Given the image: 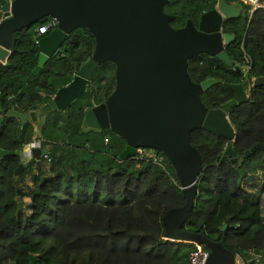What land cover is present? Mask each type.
Segmentation results:
<instances>
[{
	"label": "trees",
	"instance_id": "obj_1",
	"mask_svg": "<svg viewBox=\"0 0 264 264\" xmlns=\"http://www.w3.org/2000/svg\"><path fill=\"white\" fill-rule=\"evenodd\" d=\"M219 1L169 0L165 12L175 17L171 23L175 29L184 28L188 21L198 27L201 16ZM225 1L244 10L243 16L223 25L225 34L235 36L227 48L233 67L201 54L189 60L188 73L196 84L219 81L201 96L209 110L232 101L235 93L230 85L245 81L250 82L248 100L229 114L234 142L204 130L191 135V144L202 156L203 173L184 229L221 243L242 264H264L263 191L243 188L264 167V151L240 161L246 151L264 145V83L252 87L255 79L264 80V9L252 12L241 0ZM50 20L18 32L9 65L0 64L4 111L40 110L92 59L96 40L88 30L77 29L34 77L40 53L36 30ZM115 74L113 63L98 65L86 91L66 111H51L38 124L23 125L4 116L0 148L13 154L0 160V264L187 263L196 246L164 238V215L185 205L169 160L165 157L163 167L147 160H122L126 142L121 137L109 129L85 127L86 112L113 93ZM39 139L47 158L40 167L35 159L24 164V148ZM229 145L237 157L224 155ZM22 164L25 171L16 176ZM252 253L262 256L260 263L252 260Z\"/></svg>",
	"mask_w": 264,
	"mask_h": 264
},
{
	"label": "water",
	"instance_id": "obj_2",
	"mask_svg": "<svg viewBox=\"0 0 264 264\" xmlns=\"http://www.w3.org/2000/svg\"><path fill=\"white\" fill-rule=\"evenodd\" d=\"M169 0H0L1 12L9 17L0 21V64L8 66L16 51V34L32 28L46 18L55 19L58 28L39 40V60L33 71L37 77L49 60L57 56L77 29H85L96 40L92 59L81 67L68 86L40 110L32 113L4 111L0 98V131L4 116L25 124H38L51 111H66L83 94L98 65L111 62L116 66V86L102 104L89 109L85 127L109 129L126 142L122 160L133 159L138 149L155 150L171 163L182 189L185 205L169 210L163 217L164 238L203 246L209 250L207 264H237V257L221 243L201 233L184 229L197 199V185L203 173L201 153L191 144V135L199 130L235 141L229 114L248 100L249 81L230 85L235 98L220 109L209 110L201 96L219 81L209 79L202 84L192 81L188 66L194 56L205 54L233 67L227 48L235 36L225 34L226 21L237 19L242 9L220 0L217 7L204 13L198 27L192 21L175 29V17L165 12ZM240 71V70H238ZM264 83L255 79L252 87ZM257 151L258 144L240 157L241 163ZM13 154L0 148V160ZM47 151L34 149L33 158L41 166ZM225 156L237 157L229 145ZM25 171L21 165L16 171ZM20 181L16 187H20ZM20 193V191H19ZM227 226L222 228L224 231Z\"/></svg>",
	"mask_w": 264,
	"mask_h": 264
},
{
	"label": "built area",
	"instance_id": "obj_3",
	"mask_svg": "<svg viewBox=\"0 0 264 264\" xmlns=\"http://www.w3.org/2000/svg\"><path fill=\"white\" fill-rule=\"evenodd\" d=\"M242 2L245 5H251L252 6V12H254L257 9H264V0H242ZM58 28V22L55 19H51L49 23L41 25L37 30V44H39V40L50 33L51 31L55 30ZM249 59L246 58V64L248 65ZM34 149H42V141L39 140H34L33 142L29 143L26 145L22 152V160L24 164H28L31 160H33V155L32 152ZM47 156L44 158L46 159ZM134 159L137 160H147L151 161L155 165H158L160 167L164 166L165 162V156L164 155H159L157 151L155 150H147V149H138L136 156ZM195 249L190 253L189 258L187 260L186 264H207L210 252L203 246H197L195 245ZM252 257V260L255 261L256 263H260V260L262 259L261 255L257 254H250Z\"/></svg>",
	"mask_w": 264,
	"mask_h": 264
},
{
	"label": "crops",
	"instance_id": "obj_4",
	"mask_svg": "<svg viewBox=\"0 0 264 264\" xmlns=\"http://www.w3.org/2000/svg\"><path fill=\"white\" fill-rule=\"evenodd\" d=\"M243 188L248 192H255L262 190L263 191V200H262V209H263V218H264V167L254 176L248 178L244 184ZM30 204V199L25 201ZM27 203V204H28Z\"/></svg>",
	"mask_w": 264,
	"mask_h": 264
},
{
	"label": "rangeland",
	"instance_id": "obj_5",
	"mask_svg": "<svg viewBox=\"0 0 264 264\" xmlns=\"http://www.w3.org/2000/svg\"><path fill=\"white\" fill-rule=\"evenodd\" d=\"M249 6L252 8L251 5H249ZM34 172H36V171H34ZM26 183H28V186H30V187L32 186V183L30 182V177L29 176L26 177ZM26 200H28V199L26 198L25 201ZM27 203L25 202V206H26L25 211H26V213H29L30 211H29L28 207H29L30 204L29 203L27 204ZM9 264H12V263H9ZM237 264H242L238 257H237Z\"/></svg>",
	"mask_w": 264,
	"mask_h": 264
},
{
	"label": "flooded vegetation",
	"instance_id": "obj_6",
	"mask_svg": "<svg viewBox=\"0 0 264 264\" xmlns=\"http://www.w3.org/2000/svg\"><path fill=\"white\" fill-rule=\"evenodd\" d=\"M241 2H242V0H241ZM237 7H239V8H241L242 9V12H241V15L238 17V18H240L241 16H243L244 15V10H243V8L242 7H240V6H238L237 4H235ZM7 17H9V15H5V18H7Z\"/></svg>",
	"mask_w": 264,
	"mask_h": 264
}]
</instances>
